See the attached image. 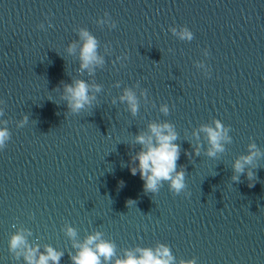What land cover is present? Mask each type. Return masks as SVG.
Instances as JSON below:
<instances>
[{
	"label": "water",
	"instance_id": "water-1",
	"mask_svg": "<svg viewBox=\"0 0 264 264\" xmlns=\"http://www.w3.org/2000/svg\"><path fill=\"white\" fill-rule=\"evenodd\" d=\"M180 26L194 38L170 31ZM81 30L102 64L81 67ZM78 80L95 99L73 112L64 86ZM0 101L11 132L0 150V264H26L10 249L17 233L72 264L73 244L97 231L120 257L165 244L177 264H264V0H0ZM216 119L230 139L210 157L200 129ZM164 122L178 134L188 195L167 181L146 193L130 171L146 149L136 137ZM253 143L259 155L235 172Z\"/></svg>",
	"mask_w": 264,
	"mask_h": 264
},
{
	"label": "clouds",
	"instance_id": "clouds-1",
	"mask_svg": "<svg viewBox=\"0 0 264 264\" xmlns=\"http://www.w3.org/2000/svg\"><path fill=\"white\" fill-rule=\"evenodd\" d=\"M105 13V16H108ZM105 21H101L104 23ZM115 27V24H112ZM170 31L173 34L179 35L181 39L192 40L194 33L187 26L171 27ZM80 35L83 39V44L80 49V59L82 68H90L93 65H100L103 59L98 55V41L87 30H81ZM75 45H69V50H73ZM208 49H204V55L209 56ZM198 66L205 68V76L211 77V69L205 66L204 62H199ZM117 86H119L117 84ZM65 91L68 94V108L73 112H78L86 105H91L94 96L89 95L90 85L84 80L75 81L72 84H66ZM99 86H96V91H99ZM146 95V94H145ZM121 101H127L131 112L136 114L138 111V100L135 93L131 89H125L120 97ZM3 102L0 101V105ZM161 111L168 114L170 107L167 103L161 106ZM4 115L3 107H0V116ZM27 115L18 123V127H23L27 122ZM5 127L0 128V150H3L8 141L11 139V132L6 127L7 121H3ZM150 135H138L136 140L142 145H146V149H142L134 157V161H138V166L130 169L132 175L139 173L143 183V189L147 192L157 193L163 182H168L169 190L174 195H180L187 188L186 172L181 169L177 170V160L180 157V145L175 143L178 139V134L174 130V126L168 122L152 123L149 125ZM231 130L230 126L220 120L213 121V125H203L200 131L207 134L209 148L207 155L214 157L217 152H222L223 142L229 140L228 135ZM199 138V133H196ZM202 145H197L194 149L197 155L200 154L199 149ZM256 144L249 145L250 155L242 156L234 162V170L237 173L243 174L245 166L252 163L253 157L259 155L258 152L251 151L256 149ZM254 175L249 171L248 176L251 178ZM233 180L239 182V176H234ZM123 183V182H121ZM252 185H250L251 187ZM134 201H128V204H133ZM66 234L70 238H75L76 230L70 225L66 229ZM10 249L17 252V257L21 254L24 257L26 264H60V260L64 255L63 251H58L51 245H48L41 252L37 244L32 246L28 243L22 233L13 235L9 241ZM73 247L77 249L75 254L70 253L72 264H177L176 258L173 256L168 245L160 244L155 249L152 248H136L135 250H127L123 257L117 256L116 244L111 240L103 238V233L97 231L87 236L83 243L76 242ZM139 254V255H137ZM179 264H198L197 258L180 259Z\"/></svg>",
	"mask_w": 264,
	"mask_h": 264
}]
</instances>
